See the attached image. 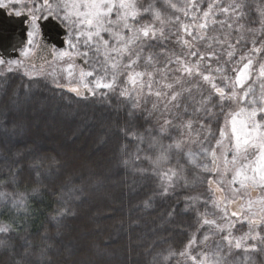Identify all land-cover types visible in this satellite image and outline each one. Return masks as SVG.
<instances>
[{"label":"trees","instance_id":"trees-1","mask_svg":"<svg viewBox=\"0 0 264 264\" xmlns=\"http://www.w3.org/2000/svg\"><path fill=\"white\" fill-rule=\"evenodd\" d=\"M134 3L138 15L129 22L152 29L136 49L134 71L150 74L139 97L159 86L171 112L163 107L153 116L138 98L133 103L141 78L133 85L130 70L110 69L94 46L82 50L87 69L105 83L115 71L112 89L77 94L71 89L78 79L70 80L62 61L36 72H28L29 64L0 65V228L7 229L0 231V264H185L208 229L215 235L203 241L206 252L216 245L227 262L250 253L242 264H264L262 205L246 203L232 215L253 191L233 184L236 166L225 171L223 163L235 151L231 118L253 94L257 100L264 94V0ZM248 59L250 78L235 86ZM127 62V56L118 61ZM173 92L180 93L177 101H170ZM183 101L193 113H178ZM194 130L202 133L197 146L208 152L207 166L190 164L176 146L182 138L191 147ZM200 254L197 264H205Z\"/></svg>","mask_w":264,"mask_h":264},{"label":"snow or ice","instance_id":"snow-or-ice-1","mask_svg":"<svg viewBox=\"0 0 264 264\" xmlns=\"http://www.w3.org/2000/svg\"><path fill=\"white\" fill-rule=\"evenodd\" d=\"M13 0H0V8H7ZM44 3L49 8L47 0ZM65 14L63 20L66 22H71L77 25V27H83V31H78L77 39L80 36H86L85 43L89 41H94V51L100 52L101 49L104 50V57L106 62L111 61L108 67L112 70H117L119 68H124L130 70L128 80L131 81L133 85L137 84V78H141V88L139 91L143 90L142 78L145 75H150L146 72H135L134 65L139 62V53L136 51L140 47L141 34L143 37H149L150 29L147 26L136 27L134 23H130V20H135L138 15L135 9L134 0H63L62 4ZM17 16L21 15L19 11L15 13ZM51 14V13H50ZM205 16L208 15L206 12ZM115 16V19H113ZM45 19L47 17H44ZM72 18H75L74 20ZM40 17L37 15L31 16L32 31L28 33L29 37H32L36 32L39 31L38 20ZM187 26H185L186 28ZM201 28L205 25L201 24ZM127 30L131 33L130 36L125 37L124 31ZM104 33H107L110 39L104 38ZM153 38L154 35H153ZM31 43V39L29 40ZM71 44V41H69ZM75 47V45H73ZM79 54V53H78ZM114 54V55H113ZM195 54V53H193ZM27 55V53H25ZM69 52L59 53L60 57L70 56ZM82 55L87 56L88 53L84 52ZM232 53H229L231 56ZM128 57V62L126 64H120L118 61H122L123 57ZM135 57V58H133ZM151 57H149V60ZM243 59V58H242ZM251 59L244 64L243 68L239 70L236 76V85L243 87L245 81L249 79L248 71L251 65ZM4 64V60L0 59V65ZM191 73V69H186ZM116 72L113 71L112 78L110 82L104 83L102 80L96 82V87L112 89L116 80ZM92 75V73H88ZM260 75L264 76V67L260 69ZM205 80H208V76H204ZM151 78L147 84V87L151 89ZM87 88L88 86L85 85ZM167 87H171L168 85ZM212 87L221 96L225 97L226 93L223 88H217L215 84ZM79 94L78 89H71ZM252 93V89L245 91L242 101L249 102V96ZM95 94V93H93ZM127 93H122V95ZM156 95L161 96L160 92H156ZM180 95L179 92H173L170 101H177V97ZM236 96L235 91L231 93L228 98H234ZM202 103V102H201ZM176 106V105H174ZM260 117V119H257ZM167 123V122H166ZM239 126V127H238ZM231 133L234 139V154L231 161L225 155L223 157V163L225 171H228V165L231 163L236 166L234 168V175L232 177V183L235 184L237 181L241 188L249 187H260L264 188V94L261 95L260 99L257 100L255 95H252L249 107H242L240 111L231 118ZM224 132H221V137H224ZM219 143V142H218ZM253 154V158L249 160V155ZM213 163L215 164L217 157L215 153H212ZM242 159L243 163L237 166L238 160ZM167 175V173H165ZM262 205L261 211L264 212V199L258 201ZM252 201H249V208H251ZM233 216L237 213L233 212ZM205 224H215V221L205 220ZM255 223V222H253ZM5 228H0V231H6ZM207 239V237L205 238ZM228 240V245L231 247L233 241L226 237ZM241 241L239 239L235 240V247L237 249L241 248ZM250 249L245 248V251ZM251 250H255L252 246ZM195 261V257H192ZM203 264V262H201Z\"/></svg>","mask_w":264,"mask_h":264},{"label":"rangeland","instance_id":"rangeland-1","mask_svg":"<svg viewBox=\"0 0 264 264\" xmlns=\"http://www.w3.org/2000/svg\"><path fill=\"white\" fill-rule=\"evenodd\" d=\"M165 1H168V0H165ZM47 3H48V5L51 6L50 8L48 6H46L44 2L38 3L37 5L34 6V4H35L34 0H13V2L10 3L9 6L7 7V8H10V11L13 12L14 14L17 11H19L21 13V11L23 9H31L32 12L34 13V15H37V16L38 15H44L48 12H51L68 29L66 48L60 49L59 51H56L55 58L49 64H47L45 68L41 66L40 68L29 67L26 69H28V72H36L38 70L49 71L53 67L57 66L60 61L65 62L66 63V65H65L66 71L69 75L70 80L78 79V81L75 82L76 86L74 88L78 89L79 94H82L85 92H91V93L94 92L95 90L99 89L98 87H96V82L98 80H102V78H94L93 72L89 69L83 70L82 67L77 63L76 58L79 56H82L85 58V56L82 55V53H84V51H82V50H87L89 47H93L95 38H93V41H89L87 43H85L86 36H80L79 39L76 38L78 31H83L85 29H83V27H77V25L74 23L66 22L63 20V16L65 14V10L62 7L63 0H47ZM72 19L74 20L75 18H72ZM31 31H32V29H31ZM37 37H38V32H36L32 37H29V40L31 39V43H29V41H28L27 48L24 49V51L22 53L23 61H19V60L4 61V64L7 65L8 67H14L17 65L27 67V63H25V62L30 57L31 53L34 51V47H35V44L37 41ZM69 41H71V44L69 43ZM73 45H75V47H73ZM101 50L104 52L103 49H101ZM65 51L69 52L71 55L65 56V57H60L59 53L65 52ZM25 53H27V55H25ZM85 60L87 62L86 58H85ZM88 73H92V75H88ZM85 85H87L88 87L86 88ZM145 87H147V85H145ZM152 90H153L154 94L149 95V96L144 95L145 99L142 96L139 97V95L137 97H135V95L138 92V91H135L136 94L134 95L135 99L133 100V103L136 102L137 101L136 99L138 98L137 106L140 107L141 109H145V110L150 109L151 114L153 116H159V115H155V114H159L163 110V107L165 109H167L169 112H171L173 106L171 104H169L170 102L165 100L166 95L161 94V96H159V97L156 95V92H160L159 86L152 87ZM180 112H183V113H191L192 112L193 113L191 103H189V102L186 103V101H183L181 104H179L178 113L180 114ZM257 119H260V117H257ZM173 126L176 127V132L178 135L179 130H181V126H182L180 121L175 120V122L173 123ZM201 134L202 133H200L199 130L193 131V135H195V136L196 135L201 136ZM177 135L175 137H178ZM195 136H192L193 138L188 139V141L191 142V147L189 144H184L183 142H185V139H182V138L176 142V146L178 149H180L181 151L184 152V155L190 164H192L194 166H202V167L207 166L208 152L206 151V149L204 150L202 146L200 148H198L197 144H199L200 139H198L197 136L196 137ZM205 141H208V139H206ZM233 145H234V143H233ZM235 184L238 185V187H240V184L238 181ZM259 188L260 187H249V189L251 191H253V197L247 198L246 200H243L246 202L240 201L236 206H234V208H233V210H235L234 212L237 213L238 215H241V213L238 210H236L237 206H240L243 208L246 203L247 204L249 203V201H252L251 208L253 207L256 209V207L253 205L257 204L258 201H260L261 199H264V197L258 196ZM250 192H249V194H250ZM248 211L252 215L255 212V210H252V209L251 210L248 209ZM214 235L215 234H214V232H212V230H210V229L206 230L204 236L202 237V239H200L201 242L199 243V246L202 245L200 247V250H198V252L196 254H193L191 256V259L186 261L185 264H197V255L200 254L201 252L205 251L203 241L211 239L212 237H214ZM206 237H207V239H205ZM215 246L216 245L211 246L212 249L209 252L205 251L206 252L205 254H200V255H202V257H205V264H223V262L226 260L225 258L222 257L221 251L219 249H217V247H215ZM219 246H218V248H219ZM209 253H212V254L209 255ZM243 256H250V253H244V254L240 255L238 260L231 259L228 262L225 261L224 264H242L244 262H247V258H242ZM192 257H195V261L192 259Z\"/></svg>","mask_w":264,"mask_h":264},{"label":"water","instance_id":"water-1","mask_svg":"<svg viewBox=\"0 0 264 264\" xmlns=\"http://www.w3.org/2000/svg\"><path fill=\"white\" fill-rule=\"evenodd\" d=\"M8 10L9 8H0V56L4 59H16L20 57V50L28 42L29 25L27 21L29 15L22 13L17 16L14 13H9ZM50 13L40 16L38 20L41 31L39 42L47 41L52 44V47L64 49L67 46L68 29L53 13ZM76 60L83 67H88L84 57L79 56Z\"/></svg>","mask_w":264,"mask_h":264},{"label":"flooded vegetation","instance_id":"flooded-vegetation-1","mask_svg":"<svg viewBox=\"0 0 264 264\" xmlns=\"http://www.w3.org/2000/svg\"><path fill=\"white\" fill-rule=\"evenodd\" d=\"M9 13H13L10 11V8L8 10ZM22 13H26L29 15V19L27 21L28 25H29V31L28 33L31 31L32 29V22H31V16L34 15V13L32 12L31 9H23L21 11ZM45 15V14H44ZM43 16V15H38V17ZM40 27H39V31H38V37H37V41L34 47V51L31 53L30 57L27 59V61L25 63L29 64L30 67L32 68H40L42 67H46L47 64H49L54 58H55V53L56 51H59V49L57 47H52V44L47 42V41H40L41 38V33H40ZM27 48V45L20 50V57L18 59H14V60H19V61H23L22 58V53L24 51V49ZM2 51V50H1ZM3 52V51H2ZM53 54V56H52ZM0 59L4 60V61H10L12 59L6 58L4 59L2 56H0ZM35 64H32V63ZM81 67H83L82 64H80ZM85 68V67H84Z\"/></svg>","mask_w":264,"mask_h":264}]
</instances>
